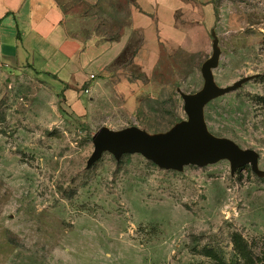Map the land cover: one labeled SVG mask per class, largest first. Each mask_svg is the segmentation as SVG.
I'll return each instance as SVG.
<instances>
[{"label":"rangeland","instance_id":"374dc122","mask_svg":"<svg viewBox=\"0 0 264 264\" xmlns=\"http://www.w3.org/2000/svg\"><path fill=\"white\" fill-rule=\"evenodd\" d=\"M55 1L111 60L72 92L0 66V264H264V0ZM212 32L215 83L251 78L205 123L254 149L261 173L107 151L86 168L102 126L157 134L187 118L180 92L203 86Z\"/></svg>","mask_w":264,"mask_h":264},{"label":"water","instance_id":"95a60500","mask_svg":"<svg viewBox=\"0 0 264 264\" xmlns=\"http://www.w3.org/2000/svg\"><path fill=\"white\" fill-rule=\"evenodd\" d=\"M212 54L201 65L203 86L195 93L180 92L186 119L176 123L164 133L150 134L137 126L119 130L100 127L92 136L93 150L86 161V168L96 162L103 152H110L116 160L123 154L139 153L159 168L182 170L184 165L204 166L220 159H227L230 172L249 164L260 174L258 153L252 148H241L228 137L211 133L204 119V106L212 99L234 91L251 76L243 77L227 86H218L212 74L218 64L220 49L212 32Z\"/></svg>","mask_w":264,"mask_h":264},{"label":"crops","instance_id":"0c3cea01","mask_svg":"<svg viewBox=\"0 0 264 264\" xmlns=\"http://www.w3.org/2000/svg\"><path fill=\"white\" fill-rule=\"evenodd\" d=\"M90 39L67 29L55 0H0V62L7 70L49 75L72 92L111 60L104 43Z\"/></svg>","mask_w":264,"mask_h":264},{"label":"built area","instance_id":"2783aa9c","mask_svg":"<svg viewBox=\"0 0 264 264\" xmlns=\"http://www.w3.org/2000/svg\"><path fill=\"white\" fill-rule=\"evenodd\" d=\"M0 66H4V65H3V63H1V62H0ZM93 77H94V75H93V74H90V75H89V79H92ZM84 91H85V92H87V91H88V89H87V88H85V90H84Z\"/></svg>","mask_w":264,"mask_h":264},{"label":"trees","instance_id":"16d2710c","mask_svg":"<svg viewBox=\"0 0 264 264\" xmlns=\"http://www.w3.org/2000/svg\"><path fill=\"white\" fill-rule=\"evenodd\" d=\"M263 100H264V99H263ZM236 246H237V245H236ZM237 249H238L239 253H242V254H244L243 250H242V249H240V247H237Z\"/></svg>","mask_w":264,"mask_h":264}]
</instances>
